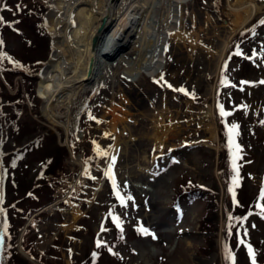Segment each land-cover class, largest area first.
Segmentation results:
<instances>
[{
	"label": "rangeland",
	"instance_id": "rangeland-1",
	"mask_svg": "<svg viewBox=\"0 0 264 264\" xmlns=\"http://www.w3.org/2000/svg\"><path fill=\"white\" fill-rule=\"evenodd\" d=\"M52 1L0 0V53L11 57L0 59V264H233L225 244L235 264H251L238 234L253 246L257 264H264V218L256 206L264 204L259 200L264 189V85L258 83L264 80V9L231 39L215 75V54L231 35L235 18L229 2L236 0H191L184 7L188 45L168 39L163 80L144 76L134 86L127 74L119 75L115 94L127 97L128 103L118 98L116 103L131 122L129 131L119 124L117 138L105 131L112 118L102 120L114 91L110 79L102 86L84 82L71 116L61 120L70 125L69 131L64 126L53 131L43 115L38 89L54 52L45 24ZM190 43L193 61L187 51ZM123 53L136 57L132 46ZM244 80L255 84H241ZM122 82L125 86L118 89ZM181 87L188 94L174 90ZM133 92L137 96L129 95ZM220 104L233 115L222 118ZM210 108L215 111L217 141L200 118ZM169 113L181 131L164 138L156 134L155 122L164 117L170 124ZM232 123L239 125L235 142L241 149L235 201L229 191L235 175L228 134ZM116 144L111 165L121 195L134 198L127 207L121 206L106 175ZM150 156L155 159L149 163ZM77 157L87 165L85 175L74 162ZM199 189L217 201L212 215L218 217L217 234L206 227L208 202H175L182 192ZM76 208L83 215L72 224ZM249 212L253 214L243 225L228 219ZM109 213L123 221L122 233ZM141 224L157 239L139 234Z\"/></svg>",
	"mask_w": 264,
	"mask_h": 264
},
{
	"label": "bare ground",
	"instance_id": "bare-ground-1",
	"mask_svg": "<svg viewBox=\"0 0 264 264\" xmlns=\"http://www.w3.org/2000/svg\"><path fill=\"white\" fill-rule=\"evenodd\" d=\"M190 2L191 0H53L45 24L53 37L54 52L50 64L41 73L38 89V97L43 100L42 112L51 129L57 132V128L64 126L67 131L70 130V125H63L61 120L66 116L70 117L80 89L89 77L96 86H102L107 79L113 84L110 108L102 116V120L108 116L112 118L105 131L119 138V124L126 125L125 129L128 130L131 122L126 118L128 113L123 116L121 113H125L124 109L116 103L117 98L124 103H128V100L122 94H115L117 79L120 74H127L129 83L136 86L140 77L161 78L167 61L168 39L175 38L188 45L184 7ZM228 9L235 18L231 35L215 54V75L227 58L233 36L262 12L264 3L258 5L253 0H236L235 3L229 2ZM127 46H132L135 58H129L123 53ZM187 51L189 60L193 61L195 48L192 43L189 48L187 46ZM124 86L125 83L122 82L118 89ZM129 95L137 96L135 92ZM167 117L170 124L165 122L164 117L155 122L156 134H162L164 138L178 135L181 131V126L173 124L171 113ZM200 118L201 122H208L211 139L217 141L219 138L215 111L210 108ZM116 151L117 144L110 157ZM110 157L106 172L112 162ZM154 159L155 157L150 156L148 162H153ZM74 162L85 175L87 165L83 158L77 157ZM134 186L140 187L138 184ZM73 213L72 224H75L83 211L76 208ZM25 255L31 259L28 253Z\"/></svg>",
	"mask_w": 264,
	"mask_h": 264
},
{
	"label": "snow or ice",
	"instance_id": "snow-or-ice-1",
	"mask_svg": "<svg viewBox=\"0 0 264 264\" xmlns=\"http://www.w3.org/2000/svg\"><path fill=\"white\" fill-rule=\"evenodd\" d=\"M17 9H19V5H17ZM3 22H4L3 16H0V23H3ZM260 23L262 25H264V20H261ZM2 45H3V41L0 40V46H2ZM4 58L11 59V57H7L6 53H0V59H4ZM246 58L252 59V57H246ZM160 80H163V76H161ZM160 80H157L156 83L159 84ZM224 83H227V80H225ZM240 83L244 84V85H254L255 84V82L247 81V80L241 81ZM258 83L261 85H264V80H260ZM165 84H167V87H169V88L173 87L171 84H168L166 81H165ZM232 87H237V85L234 84V85H232ZM174 90L188 94L187 91L182 87L178 88V89H174ZM241 91H243V88H241ZM240 107L247 108L248 106L247 105H241ZM219 115L222 118H227V117L232 116L233 112L232 111H226L224 105L220 104L219 105ZM89 119L96 120V117H94L90 114ZM96 122L100 123L101 121L97 120ZM262 123H264V122H262ZM238 128H239V125L236 123H232L231 126L228 127L229 143L233 149V151H232V169H233V172L235 173V175H233V177H232V188H230L229 191L231 192L234 201L236 199L235 188L239 185V179H238L239 172H238V166H237V152H239L241 150L240 146L235 142V137L238 135ZM105 135L107 136L110 134L105 133ZM93 143H95V141H93ZM103 155L107 156L108 154L103 153ZM110 160L114 163L116 160V156H114V155L111 156ZM106 175H108L109 179L111 180L112 189L114 190V194H115L116 198L120 201L121 206L127 207V201H132L134 198L130 195L127 197L121 195V192L119 190V186L117 184V181H116L115 175L113 173L111 164L109 165V167L107 169ZM92 178L95 179V177H92ZM0 199H2V197H0ZM259 200L264 201V189H262L260 194H259ZM256 206L258 208H260V212L258 213V215L260 217L264 218V204H257ZM3 214H4V209L0 208V215H3ZM252 214L253 213L249 212L248 215L242 216V217L241 216L233 217V216L229 215L228 219H229V221L235 220V221L239 222L241 225H243L244 222L247 221L248 217L251 216ZM109 215L112 217V222L116 225V227L122 233L124 229L122 227L123 221L121 220V218L119 216L112 215L111 213H109ZM252 227L254 228L255 225L253 224ZM231 228H232V224L230 223L228 226L229 235L231 234ZM104 230L106 231L107 229H104ZM137 232L139 234L144 235V236H151L152 239H157L155 233L152 232L148 227H144L142 224L137 228ZM247 234H248V230H247V228H244V236H247ZM0 239H2V237H0ZM238 243L241 245H246L247 252H248V255H249L250 260H251V264H257L256 252L253 249V246L250 243H246L245 239L239 238V234H238ZM101 245H102V242L98 239L96 241V246L99 248V247H101ZM224 247H225V252H226L227 256L232 260L233 264H235V256H234L233 252L228 248L227 244H225ZM109 251H111V248H109ZM93 255L95 256L96 253H93ZM113 255H116V253H113Z\"/></svg>",
	"mask_w": 264,
	"mask_h": 264
},
{
	"label": "trees",
	"instance_id": "trees-1",
	"mask_svg": "<svg viewBox=\"0 0 264 264\" xmlns=\"http://www.w3.org/2000/svg\"><path fill=\"white\" fill-rule=\"evenodd\" d=\"M14 107L17 108L16 105H14ZM17 110H18V115H20L21 110L20 109H17ZM18 115L16 118L14 117V122H13L14 128L16 126L18 127L19 118H20ZM183 199L189 200L192 202L199 201V200L203 201V202H208L209 205H208L207 211H205V215H204V218L206 219V222H207L206 227L210 228V230L212 229L214 233L220 229L218 226V217H215V216L212 217L213 212L215 211V208L217 206V201L213 198L211 192H209L205 189L191 190L189 192H182L181 194L178 195L175 202L176 203L180 202ZM234 211L237 212L236 209ZM215 218L217 219V222H216ZM214 229H217V230L214 231ZM215 234H217V232ZM209 243H211V242H209Z\"/></svg>",
	"mask_w": 264,
	"mask_h": 264
},
{
	"label": "water",
	"instance_id": "water-1",
	"mask_svg": "<svg viewBox=\"0 0 264 264\" xmlns=\"http://www.w3.org/2000/svg\"><path fill=\"white\" fill-rule=\"evenodd\" d=\"M93 67H94V62H93L92 66H91V69H90L91 72L93 71ZM90 81H91V80H90V78L88 77V78L86 79V82H90Z\"/></svg>",
	"mask_w": 264,
	"mask_h": 264
}]
</instances>
